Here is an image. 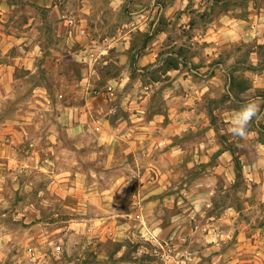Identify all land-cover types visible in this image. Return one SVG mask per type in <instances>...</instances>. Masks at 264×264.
<instances>
[{
  "label": "rangeland",
  "instance_id": "obj_1",
  "mask_svg": "<svg viewBox=\"0 0 264 264\" xmlns=\"http://www.w3.org/2000/svg\"><path fill=\"white\" fill-rule=\"evenodd\" d=\"M13 1L19 8L10 16L7 30L28 33L37 56L33 73L17 69L9 87L0 90V149L8 152L7 158H0V264H254L249 261L251 256L264 264V175L256 172L250 178L246 170H241L251 165L254 147L243 140L234 145L238 153L233 159L235 183L224 189L219 176L218 192L207 207L216 218L225 210L241 212L234 222L217 227L231 230L230 236L207 239L203 229L191 232L188 217L194 202L202 199L192 192L205 185L183 188L182 184L181 189L187 192L180 193L174 208L166 202L156 206L154 214L162 230H149L155 224L154 214L148 215V224L138 218L139 213L129 216L131 207L143 205L139 199L133 204L131 198L139 194V179L131 185L132 162L121 153L124 139H108L111 129L105 121L114 126L116 120L121 123L127 119L124 102H139L146 97L138 91L140 85L166 81L162 76L170 63H176L181 72L194 68L188 63L198 55V44L189 39L204 32L209 17L200 19L203 13L189 12L194 15L188 23L195 26L182 29L187 26L182 23L171 29L176 38L187 37L181 38L182 45L166 49L164 54H171L162 65L141 74L125 70L133 63L134 53L125 58L114 45L132 28L130 24L139 25L131 15L139 7L127 0H53L55 8L44 7L42 0ZM171 1L159 0L163 4ZM218 12L216 7L211 19ZM82 15L87 16L86 23L81 22ZM24 24L30 26L23 28ZM80 31L84 35H79ZM149 31L133 33L134 52ZM32 43L24 48L31 49ZM86 45L89 48L84 53ZM251 49L235 45L226 51L225 62L238 51L237 60L244 65L239 67L244 68ZM17 53L20 51L14 49L10 55ZM261 55L264 66V50ZM211 58L210 67L224 63L217 55ZM204 61L196 62L195 67L209 66ZM244 78L252 79L249 74ZM108 86H116L113 97L104 94ZM150 101L147 115L156 108L163 113L159 97ZM193 141L187 136L179 143L190 149ZM113 147L119 155L108 161L107 153ZM192 157L187 152L178 168L182 182L188 186L215 163L205 165L206 158L202 157V163L198 160L188 167ZM196 203L200 208L209 204L203 200ZM175 214L181 216L171 222ZM206 220L198 218L195 225L202 228ZM171 225L179 230L173 233ZM235 226L243 232L242 240L232 230ZM240 243L245 244L244 250L239 248Z\"/></svg>",
  "mask_w": 264,
  "mask_h": 264
},
{
  "label": "crops",
  "instance_id": "obj_2",
  "mask_svg": "<svg viewBox=\"0 0 264 264\" xmlns=\"http://www.w3.org/2000/svg\"><path fill=\"white\" fill-rule=\"evenodd\" d=\"M127 1L134 7H139L138 10L131 13L139 25L130 24L132 28L123 34L122 38L115 41L114 45L120 49V53L125 58L132 57L131 55L134 53L133 63L125 67L129 73L147 74L158 69L162 65L158 61L165 55L164 51L172 49L175 45H182L184 41L181 38H187L184 35L179 38L174 37L171 35V29L182 23H187V26L183 25L182 29L195 26L193 22L192 24L188 23L194 13H206L204 18L209 17L204 32L198 37L189 39V41L196 40L198 44L196 46L199 51L198 55L191 57L192 64L188 63L189 66L194 65V68H185V72H181L177 65L175 68L169 67L162 76L166 77V81L155 80L151 81V84L140 85L138 91L146 95L142 101L129 99L130 101L124 102L125 110L128 111L127 119L121 123H119L120 120H116L114 126L105 121L111 129L110 132H107L108 139L123 138L126 142L121 153L129 157L132 162L131 169L134 176L130 180L131 185L133 186L139 179V184H137L139 194L133 195L131 198L133 204L139 199L143 205L136 209L131 207L129 216L133 217L139 213L138 218H144L148 224V215L154 214L159 203L166 202L165 204L172 208L179 203L180 193L185 192L186 194L187 192L186 189H181L182 184L183 188L205 185L192 192L202 199L196 200L194 207L190 208L191 211L188 214L189 223H191L190 230L196 233L199 229H203L207 239L216 235L228 237L231 230L226 232L222 228L218 230L217 227H222L223 223L234 222L241 212L236 209H230V212L225 210L216 218L209 214L208 208L213 202L216 191L218 192L217 178L219 176L223 178L224 189L235 183L237 169L233 159L238 153L234 151V145L241 140L232 137L228 132L233 112L244 103L245 97H259L264 100V66H262L261 55L264 50V0H241L242 5L240 6L231 3L227 11L218 13L217 17L212 19L213 7H216L213 6L212 0H203L201 3L197 2L200 0H172L166 4L159 0ZM42 2L46 8L56 7L53 5V0H42ZM190 2L193 3L191 7ZM18 8L13 0H0V90H6L9 87L8 84L11 83L12 76L17 69L23 68L33 73V64L37 56L36 45L32 43L28 33H19L14 29L7 30L10 16ZM192 11L194 13H189ZM243 15L246 18H243ZM86 21L87 16L82 15L81 22L86 23ZM29 26L30 24H24L23 28ZM148 27L149 34L143 37L139 44L136 42L139 49L135 53L133 33L137 30L148 31ZM79 35L82 34L79 32ZM31 43L33 45L31 49L24 48ZM235 45L237 47L240 45L252 46L248 54L249 61H246L247 66L244 68L239 67V64L244 65L237 60L240 53L238 51L235 53L237 56L232 55L230 61L225 62L228 54L226 51ZM87 48H89L88 45H86L84 53L88 52ZM14 49H18L20 53L11 56L10 53ZM166 53L171 54L170 52ZM212 55L224 59V63L210 67ZM203 58L204 65L208 64L209 66L195 67V63L200 62ZM248 74L252 77L249 81L244 78L248 77ZM121 86L119 85V88ZM109 87H111L114 96L116 86ZM153 97L161 99L163 113L157 111L156 108L155 112L147 115L151 112L149 103ZM201 105H203V109L200 108ZM260 116V119H253L252 127L249 130L250 135L246 140H243L255 150L251 165L241 167V170L244 169L248 172L250 178L256 172H262L264 175V103L260 105ZM187 136L196 140L191 143L190 149L179 143V140ZM223 136L227 140H223ZM228 143L231 144V148L228 147ZM187 152L193 155L188 167L194 166L195 163L198 164V160H200L199 163H202V157L206 158L203 160L205 165L215 160L214 164L206 167L204 176L196 179L190 186L182 182V174L178 172L179 165L184 163ZM118 155L119 152L115 147L110 148L107 160L110 161ZM7 157L8 152L0 149V158ZM241 158L243 156L238 159ZM192 193L189 194L192 195ZM102 194L103 192L97 193V196L100 197ZM201 200L209 203L206 208H200L197 205L196 202ZM180 216V214L172 215L171 222ZM153 217L155 224L150 226L149 230L156 227L162 230L163 226L157 224L156 221L158 216L154 214ZM198 218H207L204 227L195 225ZM215 219L217 220L215 223L208 222ZM191 220H193V226ZM171 227L173 233L179 228L174 225ZM239 228L235 226L232 230L237 239L242 240L243 232ZM146 230L148 231V228ZM239 246L241 250L245 249L244 243H240ZM249 261L258 264L259 260L256 256H251Z\"/></svg>",
  "mask_w": 264,
  "mask_h": 264
},
{
  "label": "clouds",
  "instance_id": "obj_3",
  "mask_svg": "<svg viewBox=\"0 0 264 264\" xmlns=\"http://www.w3.org/2000/svg\"><path fill=\"white\" fill-rule=\"evenodd\" d=\"M264 100L245 97L244 103L235 110L230 119L228 132L238 140H246L250 135L249 127L253 119H260V105Z\"/></svg>",
  "mask_w": 264,
  "mask_h": 264
},
{
  "label": "trees",
  "instance_id": "obj_4",
  "mask_svg": "<svg viewBox=\"0 0 264 264\" xmlns=\"http://www.w3.org/2000/svg\"><path fill=\"white\" fill-rule=\"evenodd\" d=\"M212 2H213V6L219 7V12L218 13L227 11L228 8L231 6V3H236L239 6L242 5V1L241 0H212ZM215 8L213 7V10H215ZM205 16H206V13H203L202 16L200 17V19H203ZM242 17L246 18L245 15H243ZM170 64H169V67H172V68H175L176 65H177L176 63L175 64L170 63Z\"/></svg>",
  "mask_w": 264,
  "mask_h": 264
},
{
  "label": "built area",
  "instance_id": "obj_5",
  "mask_svg": "<svg viewBox=\"0 0 264 264\" xmlns=\"http://www.w3.org/2000/svg\"><path fill=\"white\" fill-rule=\"evenodd\" d=\"M80 34H84V32L83 31H80ZM169 54H165V55H163L161 58H159V64H162L163 62H164V60H165V58L168 56ZM95 94H98L97 92H94ZM106 96H108V97H112L113 96V91H112V89H111V87H107L106 88V90H105V93H104ZM262 205H263V209H264V198H263V200H262ZM157 244H158V242H157ZM158 247H161V245L160 244H158ZM157 251V250H156ZM28 252L29 253H31V249H29L28 250Z\"/></svg>",
  "mask_w": 264,
  "mask_h": 264
}]
</instances>
